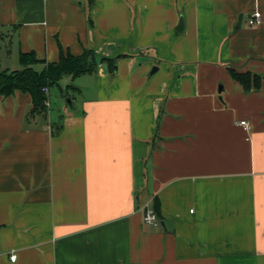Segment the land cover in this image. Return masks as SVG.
I'll return each mask as SVG.
<instances>
[{"label": "crops", "instance_id": "obj_1", "mask_svg": "<svg viewBox=\"0 0 264 264\" xmlns=\"http://www.w3.org/2000/svg\"><path fill=\"white\" fill-rule=\"evenodd\" d=\"M0 39L1 72L112 61L70 108L0 97V264H264V81L230 74L264 75V0H0Z\"/></svg>", "mask_w": 264, "mask_h": 264}, {"label": "trees", "instance_id": "obj_2", "mask_svg": "<svg viewBox=\"0 0 264 264\" xmlns=\"http://www.w3.org/2000/svg\"><path fill=\"white\" fill-rule=\"evenodd\" d=\"M20 62L22 69L19 71L0 72V97H10L20 92L29 94L34 102L33 113L47 114V97L43 89L47 88L50 91L53 87H59V83L67 76L76 80L83 75L93 74L97 71L99 62L109 65L112 61L99 60L96 55L87 51L76 57L60 47V60L55 63H44L45 66L40 71L36 69L40 61L33 52L21 53ZM230 74L246 91L259 89L264 81V75L260 74L239 73L233 69H230Z\"/></svg>", "mask_w": 264, "mask_h": 264}, {"label": "rangeland", "instance_id": "obj_3", "mask_svg": "<svg viewBox=\"0 0 264 264\" xmlns=\"http://www.w3.org/2000/svg\"><path fill=\"white\" fill-rule=\"evenodd\" d=\"M2 40L0 39V42ZM5 44L8 45V48L5 50ZM5 44H0V56L2 58V66H11L13 59H16L17 61V51H18V47L16 46V44L14 43V45H11L10 43H8V40H5ZM13 52V53H11ZM37 69H39L38 67H36ZM22 69V67L20 68ZM11 70V69H10ZM13 70V69H12ZM1 72V71H0ZM73 80L70 77H64V79L59 83V87H53L51 88L50 91V97L49 100L51 101V105H52V110L54 112H57L58 110H60L62 107H69L70 102H73L72 99L74 100V98H79L78 97V93H77V86H78V81ZM85 95V94H83ZM75 101V100H74Z\"/></svg>", "mask_w": 264, "mask_h": 264}, {"label": "built area", "instance_id": "obj_4", "mask_svg": "<svg viewBox=\"0 0 264 264\" xmlns=\"http://www.w3.org/2000/svg\"><path fill=\"white\" fill-rule=\"evenodd\" d=\"M261 18L262 17H261L260 12L256 11L249 17L248 26L251 28L257 27L258 25L262 23ZM43 92L47 97L46 106L49 107L50 106V101H49L50 91L49 89L45 88L43 89ZM239 125H241L242 127L246 129H250L251 127V125H249V123L246 121L240 122ZM142 218H143L144 224L152 228H158L161 224L160 217H158L156 211L152 208H147L144 211ZM10 259L12 262H15L17 259V256L13 254Z\"/></svg>", "mask_w": 264, "mask_h": 264}, {"label": "water", "instance_id": "obj_5", "mask_svg": "<svg viewBox=\"0 0 264 264\" xmlns=\"http://www.w3.org/2000/svg\"><path fill=\"white\" fill-rule=\"evenodd\" d=\"M180 23H181V24H180L179 30L182 31V27H183V22H182V20L180 21ZM157 70H158V68H155V69L153 70L152 73L154 74V72H156ZM69 102L71 103V101H69Z\"/></svg>", "mask_w": 264, "mask_h": 264}]
</instances>
